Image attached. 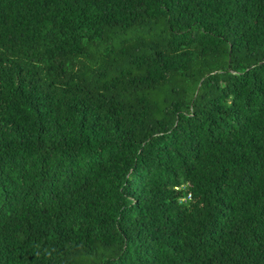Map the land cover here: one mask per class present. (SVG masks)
Returning a JSON list of instances; mask_svg holds the SVG:
<instances>
[{
    "label": "trees",
    "instance_id": "obj_1",
    "mask_svg": "<svg viewBox=\"0 0 264 264\" xmlns=\"http://www.w3.org/2000/svg\"><path fill=\"white\" fill-rule=\"evenodd\" d=\"M0 264H264V0H0Z\"/></svg>",
    "mask_w": 264,
    "mask_h": 264
}]
</instances>
